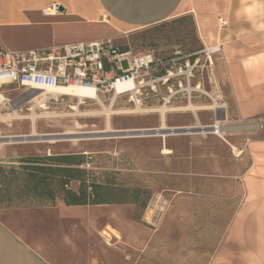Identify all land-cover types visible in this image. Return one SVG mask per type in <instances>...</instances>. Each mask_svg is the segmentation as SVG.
I'll return each instance as SVG.
<instances>
[{
    "label": "crops",
    "instance_id": "obj_1",
    "mask_svg": "<svg viewBox=\"0 0 264 264\" xmlns=\"http://www.w3.org/2000/svg\"><path fill=\"white\" fill-rule=\"evenodd\" d=\"M187 13L194 14L203 45L223 47L215 67L226 121L246 133L239 150L249 162L235 188L239 207L218 246L169 264H264V0H0V43L13 52L56 48L116 38ZM205 174L192 181L203 196L216 185L213 173ZM99 205L107 204L67 205L58 198L53 205L0 208V264H154L144 247L136 257L130 249V216L122 220L128 230L119 217L103 223L92 211Z\"/></svg>",
    "mask_w": 264,
    "mask_h": 264
},
{
    "label": "rangeland",
    "instance_id": "obj_2",
    "mask_svg": "<svg viewBox=\"0 0 264 264\" xmlns=\"http://www.w3.org/2000/svg\"><path fill=\"white\" fill-rule=\"evenodd\" d=\"M114 39L119 46H127L134 53L153 50L160 56L176 49L203 46L192 13ZM122 66L128 68L129 61H122ZM3 95L14 99L18 91H5ZM39 100L27 103L22 110L16 108V101L0 100V137H28L35 131L39 135L70 133L64 134L68 138L1 142L0 161L14 162L18 166V157L25 155L85 154L81 167L87 171L88 183L112 184L122 189L140 187L149 191L147 206L143 209L133 203L99 205L92 209L103 223L119 217L124 230L128 227L122 220L130 216L133 221L128 228L130 249L135 257L141 252L138 248L144 247L149 256L146 261L169 264L174 263L180 254L189 261L191 253L207 248L210 251L218 246L239 207L241 199L235 194V188L249 162L245 153L239 150L247 136L235 129L239 123L224 121L222 124L229 128L224 136L193 131L170 135L166 139L162 136L100 138L103 134L96 131L108 128L106 108L117 111L134 109L126 97H115L110 93L100 100H87L79 105V112L72 108L79 102L77 97L59 99L56 104L46 103L47 109L39 108ZM189 104L199 109L189 110ZM211 105V99L205 94L194 97L192 102L187 95L181 100H172L165 105L169 109L167 124L171 127L214 125L216 116L209 107ZM161 107L163 105L146 106L138 113L113 114L112 127L117 130L159 128L162 124ZM32 108L39 115L35 120ZM166 145L171 153L163 152ZM198 169L200 174L197 175ZM206 172L213 173L216 185L212 194L203 196L205 192L193 187L192 181L195 178L202 182L207 178ZM78 184L77 181L71 183L73 187ZM223 187L225 191H222ZM144 199L145 195H142L140 200ZM43 203L26 192L11 202L0 204V208ZM109 243L112 244V240ZM123 244L120 241L118 245Z\"/></svg>",
    "mask_w": 264,
    "mask_h": 264
},
{
    "label": "built area",
    "instance_id": "obj_3",
    "mask_svg": "<svg viewBox=\"0 0 264 264\" xmlns=\"http://www.w3.org/2000/svg\"><path fill=\"white\" fill-rule=\"evenodd\" d=\"M221 23L227 22L222 20ZM222 51L221 44L203 45L194 60L191 54H183L179 49L173 51L169 59H164L153 50L139 53L122 50L112 37L16 52L0 43V87L14 86L9 90H17L18 96L3 100L16 101L14 104L20 110L27 103L44 97L39 91L71 84L93 89L99 98L110 93L115 97H126L134 108L131 110L140 106H165L172 100L186 98V95L192 102L194 97L205 94L212 101L209 107L214 110L216 122L223 123L221 118H227L228 102L215 67ZM125 59L129 61L128 68L122 66ZM127 82L131 85L119 92L117 86ZM67 97L60 94L45 99V103L56 104ZM83 97L86 101L93 100Z\"/></svg>",
    "mask_w": 264,
    "mask_h": 264
},
{
    "label": "trees",
    "instance_id": "obj_4",
    "mask_svg": "<svg viewBox=\"0 0 264 264\" xmlns=\"http://www.w3.org/2000/svg\"><path fill=\"white\" fill-rule=\"evenodd\" d=\"M202 47L181 51L191 54L194 60L198 55L196 52ZM121 48L129 50L127 46ZM172 55L173 52L162 57L169 59ZM83 158L85 154L79 153L25 155L18 157V166L14 162L0 161V204L30 192L44 202L42 205H53L61 198L67 205L133 203L142 209L146 208L149 191L143 188L122 189L112 184L88 183L87 171L81 167ZM73 181L79 183L77 189L71 185ZM142 195H145L144 200H140Z\"/></svg>",
    "mask_w": 264,
    "mask_h": 264
},
{
    "label": "bare ground",
    "instance_id": "obj_5",
    "mask_svg": "<svg viewBox=\"0 0 264 264\" xmlns=\"http://www.w3.org/2000/svg\"><path fill=\"white\" fill-rule=\"evenodd\" d=\"M131 85L130 82L124 83V84H119L117 86L118 91L120 92V90L123 87L129 86ZM39 94H42V96L45 97V99L50 98V97H58L60 94H64L67 96H71V97H77L79 102L77 105H74L72 108L77 110L78 112L80 111V106L82 104L86 103V100L83 96H87L89 98H93V100H100L99 96L94 92L93 89H88V88H84L75 84H71L69 86H63V87H51L48 88L45 91H39ZM4 96L3 94L0 93V100H3ZM44 99V98H43ZM38 100L40 101L39 104V108L42 109H47L48 106L45 103V99L43 100ZM36 101V100H35ZM190 106H187V109L189 110H193L196 111L197 109H199L198 107H194L193 104H189ZM141 106L137 107L136 110H130L129 111H117L114 110L113 108H106L105 112L107 114V119H108V128L104 131H96L99 134H103L100 135V138H109V137H146V136H162L165 139L167 138V136L170 135H176L177 133H181L180 130L181 128H185L186 132L188 133H192L194 132H202V133H213V134H217L220 136H224L225 132L229 129L228 127H226V125H223L220 121H217L214 125H212L211 127H207L204 125H198L197 127H171L168 126L167 124V118H166V113L169 110L167 108V106H163L160 109L161 115H162V124L159 128H144V129H124V130H117L114 129L112 127L111 124V116L113 114H122V113H138L141 110ZM174 109V108H173ZM183 109V108H182ZM33 113H32V117L33 120H35V118H37L39 115L37 114V112L35 111L34 108H32ZM146 110V109H145ZM184 110V109H183ZM171 111V110H170ZM17 114V111H16ZM18 115V114H17ZM47 116H51L49 114H46ZM193 128V129H192ZM194 128H206V130L208 131H196L197 129ZM199 129V130H200ZM205 130V129H203ZM64 134H70V133H64ZM64 134H57V135H39L37 132H33L31 135H28V137L24 136H10V137H0V143L1 142H16V141H27V140H49V141H54L56 139H64V138H68L66 137ZM54 136V137H52ZM51 137V138H50ZM2 138H6L5 140H1ZM8 138V139H7ZM73 138H80V137H73ZM235 148V147H234ZM164 153H171L172 151L166 146H164ZM107 232V231H106ZM104 233L106 236H110L108 235V233Z\"/></svg>",
    "mask_w": 264,
    "mask_h": 264
},
{
    "label": "water",
    "instance_id": "obj_6",
    "mask_svg": "<svg viewBox=\"0 0 264 264\" xmlns=\"http://www.w3.org/2000/svg\"><path fill=\"white\" fill-rule=\"evenodd\" d=\"M218 119H220L219 117H218ZM221 120L222 121H226L227 120V118L225 117V116H222V118H221ZM212 125H208L207 127H211ZM194 127H197V126H194ZM193 129V128H192ZM194 129H197L196 131H208V130H206V128H194ZM200 129V130H199ZM203 129H205V130H203ZM180 132H186V131H181L180 130Z\"/></svg>",
    "mask_w": 264,
    "mask_h": 264
}]
</instances>
